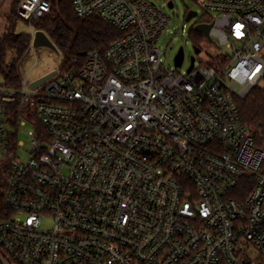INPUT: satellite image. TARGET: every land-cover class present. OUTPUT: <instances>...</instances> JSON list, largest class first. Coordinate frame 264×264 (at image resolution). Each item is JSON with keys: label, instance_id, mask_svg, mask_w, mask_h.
I'll use <instances>...</instances> for the list:
<instances>
[{"label": "built area", "instance_id": "built-area-1", "mask_svg": "<svg viewBox=\"0 0 264 264\" xmlns=\"http://www.w3.org/2000/svg\"><path fill=\"white\" fill-rule=\"evenodd\" d=\"M72 3L78 17L100 16L122 35L83 63L74 58L42 92L22 78L18 91L0 85V151L11 164L2 263L264 257V139L256 143L240 112L264 88V0H205L212 21L185 24L183 33L211 25L206 39L217 51L205 61L194 45L200 52L186 73L179 52L167 67L158 47L171 21L164 8L150 0ZM50 11L48 0H21L18 16L31 23ZM17 95L20 124L35 127L26 162L6 129V103Z\"/></svg>", "mask_w": 264, "mask_h": 264}, {"label": "trees", "instance_id": "trees-1", "mask_svg": "<svg viewBox=\"0 0 264 264\" xmlns=\"http://www.w3.org/2000/svg\"><path fill=\"white\" fill-rule=\"evenodd\" d=\"M51 11L30 24L36 31H43L51 39L58 51L65 59L63 68L70 67L74 58L83 63L91 50L105 51L115 40L121 37V32L107 24L100 16L93 15L80 18L74 11L72 0H48ZM21 0H16L14 10L8 17L7 26L0 37V75L2 86L10 90H20L22 81L18 66L31 45V35L15 32V24L20 17L18 8ZM210 23L212 20L205 13L200 19ZM26 22V21H25ZM195 46L201 48L207 43L206 37L196 31L191 32ZM79 63V66H80ZM21 95H17L14 102L6 103L9 123L17 126L18 108ZM39 102V101H38ZM240 112L243 122L251 130L259 145L264 139V88L257 87L248 98L240 102ZM38 127H41L39 122ZM10 134V144L14 146L17 138ZM11 176V164L8 160H0V222L8 219L11 214L5 204V195ZM0 264H3L0 260ZM264 264V257L253 263Z\"/></svg>", "mask_w": 264, "mask_h": 264}, {"label": "rangeland", "instance_id": "rangeland-1", "mask_svg": "<svg viewBox=\"0 0 264 264\" xmlns=\"http://www.w3.org/2000/svg\"><path fill=\"white\" fill-rule=\"evenodd\" d=\"M158 8L165 9L166 14L170 17L171 21L166 28L164 35L158 42V47L163 51H166V56L163 57L165 65L175 66V56L181 49L184 51V63L181 67V72L186 71L191 66L193 57H196V47L192 41V38L183 33L185 24L190 30L195 22L199 21L205 16L204 3L205 0H173L174 8L169 9L166 7V0H150ZM16 0H0V37L4 33L7 26L8 17L14 10ZM190 10L196 11L198 16L193 18L190 22L186 23L185 19ZM213 13H210V15ZM15 32L18 34L32 35L36 33V30L27 22L18 19L15 24ZM227 52V48H222ZM217 49L215 46L208 42L202 45L201 53L196 57L202 60H208L210 55L215 54ZM64 55L59 52L56 53L48 48H37L29 49L18 66V72L22 79L26 82L32 83L41 77L57 71L60 72L64 62ZM0 84H2V77L0 75ZM48 83L44 84L37 91H44ZM7 133L14 134L17 136V141L20 144L16 150L17 157L22 161L26 162L29 158V152L32 149L33 133L35 127L32 123L25 120V125H21L20 122L17 126L7 124ZM13 149V147H11ZM4 156L0 151V160ZM43 227L48 229L50 223H44Z\"/></svg>", "mask_w": 264, "mask_h": 264}, {"label": "water", "instance_id": "water-1", "mask_svg": "<svg viewBox=\"0 0 264 264\" xmlns=\"http://www.w3.org/2000/svg\"><path fill=\"white\" fill-rule=\"evenodd\" d=\"M170 8H173V4L171 3L169 5ZM197 16V12L196 11H189L188 15H187V21H191L193 18H195ZM210 29H211V25H198L195 27V31L200 32L202 34L205 35V37L211 41L210 38ZM33 48L37 49V48H48L56 53H59L57 47L54 45V43L51 41V39L47 36V34H45L43 31H36L35 35H34V41H33ZM200 51L196 49V53H199ZM184 60V51L183 49H181L179 51V54L176 58V63L178 66H181L182 62ZM194 61L195 59L192 58L191 61V67L190 69H192L193 65H194ZM58 72L54 71L51 72L43 77H41L40 79L35 80L34 82L30 83V90L32 91H36L37 89H39L41 86H43L47 81H49L51 78H53L54 76H56Z\"/></svg>", "mask_w": 264, "mask_h": 264}]
</instances>
